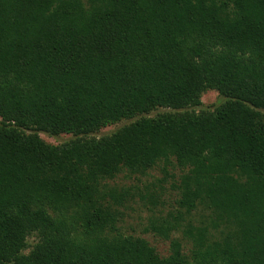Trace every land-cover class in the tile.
<instances>
[{
	"label": "trees",
	"instance_id": "16d2710c",
	"mask_svg": "<svg viewBox=\"0 0 264 264\" xmlns=\"http://www.w3.org/2000/svg\"><path fill=\"white\" fill-rule=\"evenodd\" d=\"M161 160L174 215L108 183ZM136 199L189 253L121 232ZM0 264H264V0H0Z\"/></svg>",
	"mask_w": 264,
	"mask_h": 264
},
{
	"label": "rangeland",
	"instance_id": "374dc122",
	"mask_svg": "<svg viewBox=\"0 0 264 264\" xmlns=\"http://www.w3.org/2000/svg\"><path fill=\"white\" fill-rule=\"evenodd\" d=\"M221 100L222 98L216 91H206L201 96V108L213 109L214 105ZM169 111V109L157 108L153 110L148 115V117H155L159 113ZM131 121L122 120L121 122L108 125L104 128H101L97 133L94 134V136L98 138L103 135L112 134L123 126L128 125ZM39 137L45 144L52 146L62 145L72 138L71 135L68 134L49 136L45 133H40ZM181 172V169L178 168V166L175 164V161H171L167 164L161 160L143 176L121 173L108 183L110 186L116 185L129 190L131 188L144 189V187H149L150 190L158 191L163 194L161 197V200L163 201V207L158 206L156 210L162 211L163 216L169 214L174 215L176 213L174 201L177 199V194L172 190L171 184L174 180L179 178ZM150 208L151 206L144 207L141 202L136 199V203L132 206H129L126 211V216L124 217L123 223L121 224V232L125 235H131L145 240L150 247L154 248L160 257H167L170 254V239L174 238L182 240L184 251L189 253L188 249L190 248V245L185 243V240H183L181 234L183 228H181L179 231L173 232L169 240L152 232V230H148L150 219L157 217V211L154 210L151 213ZM193 220L196 221V215H194ZM27 241L28 247L24 251L25 254H28L31 251L33 245L36 243V237L31 236Z\"/></svg>",
	"mask_w": 264,
	"mask_h": 264
}]
</instances>
